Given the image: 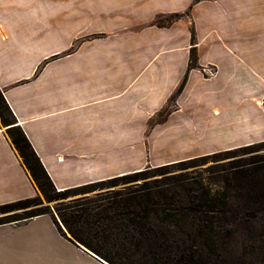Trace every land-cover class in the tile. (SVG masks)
Returning <instances> with one entry per match:
<instances>
[{"label": "crops", "instance_id": "0c3cea01", "mask_svg": "<svg viewBox=\"0 0 264 264\" xmlns=\"http://www.w3.org/2000/svg\"><path fill=\"white\" fill-rule=\"evenodd\" d=\"M0 95L60 192L264 142V0H0ZM5 130L0 205L38 194ZM0 264L101 263L41 215L0 226Z\"/></svg>", "mask_w": 264, "mask_h": 264}, {"label": "rangeland", "instance_id": "374dc122", "mask_svg": "<svg viewBox=\"0 0 264 264\" xmlns=\"http://www.w3.org/2000/svg\"><path fill=\"white\" fill-rule=\"evenodd\" d=\"M172 17L155 24L167 27L179 14ZM187 46L188 53L194 47L197 68L196 39H187ZM199 71L215 73L212 66ZM174 93L160 113L164 121L175 107ZM222 152L164 169L146 167L138 177L74 190L56 202L38 193L40 205L26 210L48 207L55 216L58 203L85 209L80 237L109 251L116 264H264V143Z\"/></svg>", "mask_w": 264, "mask_h": 264}, {"label": "trees", "instance_id": "16d2710c", "mask_svg": "<svg viewBox=\"0 0 264 264\" xmlns=\"http://www.w3.org/2000/svg\"><path fill=\"white\" fill-rule=\"evenodd\" d=\"M197 1L198 0H193V3L197 2ZM173 17H175V15H173ZM190 39H194L193 34L190 35ZM194 56H195L194 55V47H192L191 50L189 51V65L187 67L188 70L196 67ZM185 82H186V76H184L181 84L178 85V87H177V89H176V91L172 97L173 99L175 98V96L177 94H179L182 91ZM162 111H163V109L161 111H159L155 115L154 118L160 117V113ZM161 117H160V121L159 120L156 121L155 124H158L160 122H164L165 117H162V118ZM0 122H1L2 126L6 128V134H7V137L9 139V142L11 143L12 147L15 149L16 153L18 154L20 161H21V164L26 169L31 181L33 182V184L35 185V187L37 189V192L43 196L44 200L47 203L63 200L65 198H67L69 193H71L74 190L79 191L80 189H83L85 187L86 188L87 187H94V186L104 184L107 182L111 183V182L116 181V180L131 179V178L140 176L144 172V170H140L136 173H132L129 175L126 174V175H123L121 177L114 178L112 180H108L105 182L90 184V185H86V186H83V187H80L77 189L73 188V189L63 190L61 192L56 191L55 188L53 187L49 177L47 176L46 172L44 171L42 165L40 164L39 159L37 158V156L35 155V153L33 152L32 148H31L30 144L28 143V141L24 137L23 133L20 131V129L18 127H15V121H14L13 117L11 116V114H10L6 104L4 103L1 95H0ZM262 143H264V142L254 144V145H250V146L247 145V146L240 147V148H237L234 150L230 149V150L224 151L222 153H229V152H234V151L244 149V148H251L253 146H256V145H259ZM210 155H213V154H210ZM215 155H217V154H215ZM207 156H209V155H207ZM207 156H204V157H207ZM201 158H203V157H201ZM193 159H196V158H193ZM197 159H200V158H197ZM190 160H192V159H190ZM190 160H188V161H190ZM179 163L182 164V163H184V161L183 162H177V163L167 165V166H163V167L160 166V167H157L156 169H164V168H167L169 166L179 164ZM39 205H40V203H39V201L38 202L35 201V197L0 205V215H2L0 217V226L5 225V224H20V223L26 222V221L34 218V217H37V216L50 215L52 217L55 225H57L58 230L60 231V234L62 235L63 238L70 241L75 246H79V244H82L83 246L88 248L94 255L108 261V263H110V264H116L112 260V255L109 251L105 252V251L101 250V248L93 247L92 244L90 243V241L86 240L85 238L80 237V233H81L80 225L84 219L85 209H80V208H76L75 206H69V205L59 208V203L55 207V211H54L55 216L57 217L60 224L65 228L66 232L70 235V236H67L64 232L61 231L60 227L58 226V223H57L55 216L53 215V213H51L49 211L48 207H45V208L44 207H38V208H36L35 211L26 210L27 208L37 207ZM17 211H20V212L18 213Z\"/></svg>", "mask_w": 264, "mask_h": 264}, {"label": "water", "instance_id": "95a60500", "mask_svg": "<svg viewBox=\"0 0 264 264\" xmlns=\"http://www.w3.org/2000/svg\"><path fill=\"white\" fill-rule=\"evenodd\" d=\"M6 129V128H5ZM80 246V245H79ZM81 248H83L84 250H86L87 252H89V253H91V251H89V250H87L86 248H84V247H82V246H80ZM91 255L93 256V257H95L92 253H91ZM95 258H97V257H95ZM98 259V258H97ZM99 261H100V259H98Z\"/></svg>", "mask_w": 264, "mask_h": 264}]
</instances>
